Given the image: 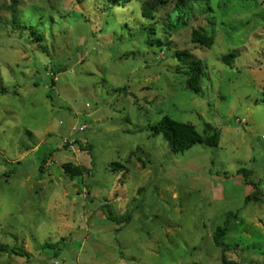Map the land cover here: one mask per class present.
<instances>
[{"label": "rangeland", "instance_id": "obj_1", "mask_svg": "<svg viewBox=\"0 0 264 264\" xmlns=\"http://www.w3.org/2000/svg\"><path fill=\"white\" fill-rule=\"evenodd\" d=\"M224 261L264 264V0H0V264Z\"/></svg>", "mask_w": 264, "mask_h": 264}, {"label": "trees", "instance_id": "obj_2", "mask_svg": "<svg viewBox=\"0 0 264 264\" xmlns=\"http://www.w3.org/2000/svg\"><path fill=\"white\" fill-rule=\"evenodd\" d=\"M10 1L12 2L13 6H16L19 0H10ZM159 6L158 5L153 6L152 9L156 12L158 11ZM143 15L147 19H153V14H151V10L149 9V7L146 6L144 7ZM192 43L211 46L214 44V39L212 37H209L207 35L195 31L192 34ZM176 57L180 61L188 62V64L190 65L191 72H190V78L187 79L186 82L187 86L196 94H200L201 87L199 85V82H200V76L202 75L201 62L197 60L195 56L188 53L187 51L177 53ZM233 58H234L233 56L229 55L224 57L223 60L225 62H229L230 59ZM207 127L208 129L211 128V126L209 125ZM156 132L162 133L171 151L176 154L184 153L197 144H204L209 147H216L218 146L219 143V137L217 132L212 134L211 136L203 137L199 134V132L197 131L194 125L177 122L171 119L169 116L163 118ZM118 168H122V166L120 164H113V170H116ZM63 170L67 175H69L72 178L79 177L83 173L82 168L78 166H74L72 163H65L63 165ZM239 174L246 179L247 184L254 186V183L249 180V177L251 175V172L249 170L242 169L239 171ZM252 200L259 201L258 195L249 196L247 198L248 202H251ZM113 221H116L118 224H121L123 223V221L130 222L131 217L128 216L127 218H121L117 220L113 219ZM227 229H228L227 227L219 229L217 231L216 237H220L224 235L225 232H227ZM23 255L26 256L25 254ZM224 262L225 264H227L226 261Z\"/></svg>", "mask_w": 264, "mask_h": 264}, {"label": "built area", "instance_id": "obj_3", "mask_svg": "<svg viewBox=\"0 0 264 264\" xmlns=\"http://www.w3.org/2000/svg\"><path fill=\"white\" fill-rule=\"evenodd\" d=\"M86 129H87V126H86V125H82V126L80 127L79 130H80V131H84V130H86ZM67 145H71V146H70V149L73 150V147H72V144H71V143L67 142Z\"/></svg>", "mask_w": 264, "mask_h": 264}]
</instances>
